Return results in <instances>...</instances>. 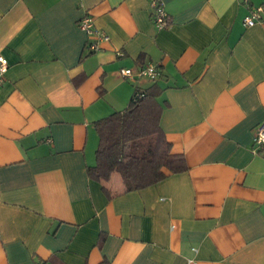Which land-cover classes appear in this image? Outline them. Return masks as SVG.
I'll use <instances>...</instances> for the list:
<instances>
[{
  "label": "crops",
  "instance_id": "0c3cea01",
  "mask_svg": "<svg viewBox=\"0 0 264 264\" xmlns=\"http://www.w3.org/2000/svg\"><path fill=\"white\" fill-rule=\"evenodd\" d=\"M164 1L158 29L150 0H0V264H264V26L239 0ZM137 87L188 169L126 192L89 168Z\"/></svg>",
  "mask_w": 264,
  "mask_h": 264
},
{
  "label": "trees",
  "instance_id": "16d2710c",
  "mask_svg": "<svg viewBox=\"0 0 264 264\" xmlns=\"http://www.w3.org/2000/svg\"><path fill=\"white\" fill-rule=\"evenodd\" d=\"M161 106L152 88L137 87L124 110L95 122L100 136L97 164L91 177H122L126 192L143 189L172 173L188 169L186 159L172 153V145L160 125ZM101 264H109L104 260Z\"/></svg>",
  "mask_w": 264,
  "mask_h": 264
},
{
  "label": "built area",
  "instance_id": "2783aa9c",
  "mask_svg": "<svg viewBox=\"0 0 264 264\" xmlns=\"http://www.w3.org/2000/svg\"><path fill=\"white\" fill-rule=\"evenodd\" d=\"M243 5L248 8V15L244 18V25L247 28L256 26H264V3L255 5L253 0H239ZM152 7V19L155 26L158 29H164L169 26V14L165 8L164 0H150ZM79 26L88 33L87 47L91 51H97L100 49L102 42L110 41V36L95 27L94 18L90 15L83 17L79 21ZM9 67L8 60L0 55V91L6 80V73ZM122 75L128 78H142L147 77L151 80H156L160 75V70L157 65L149 64L144 67H140L138 71H133L131 68H124L121 71ZM257 135L255 136V153L264 152V124L260 125L256 129Z\"/></svg>",
  "mask_w": 264,
  "mask_h": 264
},
{
  "label": "rangeland",
  "instance_id": "374dc122",
  "mask_svg": "<svg viewBox=\"0 0 264 264\" xmlns=\"http://www.w3.org/2000/svg\"><path fill=\"white\" fill-rule=\"evenodd\" d=\"M118 177H119V175H118Z\"/></svg>",
  "mask_w": 264,
  "mask_h": 264
}]
</instances>
